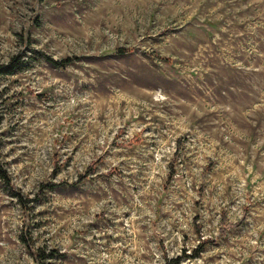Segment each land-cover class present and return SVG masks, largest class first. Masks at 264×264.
Listing matches in <instances>:
<instances>
[{
  "label": "rangeland",
  "instance_id": "rangeland-1",
  "mask_svg": "<svg viewBox=\"0 0 264 264\" xmlns=\"http://www.w3.org/2000/svg\"><path fill=\"white\" fill-rule=\"evenodd\" d=\"M0 264H264V0H0Z\"/></svg>",
  "mask_w": 264,
  "mask_h": 264
},
{
  "label": "trees",
  "instance_id": "trees-1",
  "mask_svg": "<svg viewBox=\"0 0 264 264\" xmlns=\"http://www.w3.org/2000/svg\"><path fill=\"white\" fill-rule=\"evenodd\" d=\"M16 69V66H11V65H8L6 67H3L1 70H0V74H8V73H12L14 72Z\"/></svg>",
  "mask_w": 264,
  "mask_h": 264
}]
</instances>
